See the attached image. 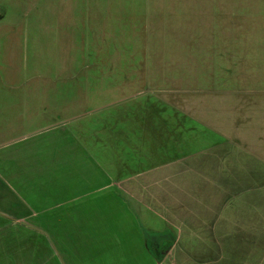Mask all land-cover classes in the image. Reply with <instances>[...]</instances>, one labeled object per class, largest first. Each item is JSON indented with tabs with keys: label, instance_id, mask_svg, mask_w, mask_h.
Listing matches in <instances>:
<instances>
[{
	"label": "rangeland",
	"instance_id": "374dc122",
	"mask_svg": "<svg viewBox=\"0 0 264 264\" xmlns=\"http://www.w3.org/2000/svg\"><path fill=\"white\" fill-rule=\"evenodd\" d=\"M215 1L0 0V264L80 261L49 250L45 217L91 213L95 135L136 133L170 103L199 104L187 117L211 129L181 132V152L264 200V0ZM259 225L245 263L264 264Z\"/></svg>",
	"mask_w": 264,
	"mask_h": 264
},
{
	"label": "crops",
	"instance_id": "0c3cea01",
	"mask_svg": "<svg viewBox=\"0 0 264 264\" xmlns=\"http://www.w3.org/2000/svg\"><path fill=\"white\" fill-rule=\"evenodd\" d=\"M176 105L169 104L170 117L141 119L136 133L124 121L117 133L95 135V199L83 203L91 213L45 217L50 251L80 253L76 264H250L240 259L239 239L259 237L264 200L234 196L233 173L223 187L221 176L212 177L221 172L210 167V153L193 164L194 153L181 152V132L200 126L206 142L211 129L187 117L199 104Z\"/></svg>",
	"mask_w": 264,
	"mask_h": 264
},
{
	"label": "trees",
	"instance_id": "16d2710c",
	"mask_svg": "<svg viewBox=\"0 0 264 264\" xmlns=\"http://www.w3.org/2000/svg\"><path fill=\"white\" fill-rule=\"evenodd\" d=\"M156 255H157V257H158L159 259H161V258H162V255H161V254H159V253H156Z\"/></svg>",
	"mask_w": 264,
	"mask_h": 264
}]
</instances>
